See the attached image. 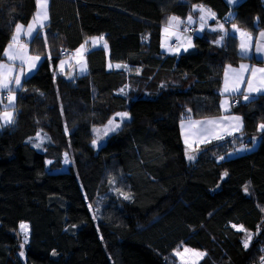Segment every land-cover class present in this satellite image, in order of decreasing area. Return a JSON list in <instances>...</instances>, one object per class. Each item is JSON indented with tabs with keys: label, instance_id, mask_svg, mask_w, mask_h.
<instances>
[{
	"label": "trees",
	"instance_id": "obj_1",
	"mask_svg": "<svg viewBox=\"0 0 264 264\" xmlns=\"http://www.w3.org/2000/svg\"><path fill=\"white\" fill-rule=\"evenodd\" d=\"M193 4L211 9L222 22L234 13L226 29L231 23L253 35L264 29L263 0H242L232 8L225 0H49L48 48L43 37L28 42L30 54L43 59L17 93L15 124L0 129V166L18 153L22 169L35 172L16 183L4 182L0 172V264H176L172 253L181 247L206 253L198 264H261L264 141L228 160L218 157L230 140L200 146L193 161L184 155L182 114L191 109L194 119L219 115L224 65L243 61L237 39L229 38L226 47L212 43L218 32L195 35L188 53L161 52L167 16L184 19ZM35 11V0H0V53L15 24L26 26ZM100 36L108 63L127 68L108 71L98 48L86 56V74L57 73L61 52L70 54ZM125 85L127 96L120 93ZM121 111L130 118L94 150L90 128ZM232 113L243 118V139L261 135L256 125L264 122V97ZM38 131L50 138L42 150L27 142ZM64 152L72 164L59 172ZM45 160L51 161L47 168ZM109 174H119L131 200L110 191ZM89 203L99 208L95 221ZM108 211L121 223L109 220ZM21 224L28 227L23 257ZM246 233L254 236L248 249L241 243Z\"/></svg>",
	"mask_w": 264,
	"mask_h": 264
},
{
	"label": "snow or ice",
	"instance_id": "obj_2",
	"mask_svg": "<svg viewBox=\"0 0 264 264\" xmlns=\"http://www.w3.org/2000/svg\"><path fill=\"white\" fill-rule=\"evenodd\" d=\"M230 6L238 5L239 0H227ZM36 12L34 13L33 19L27 25L25 30L24 25L17 22L12 35L9 39L8 44L3 48L0 53V128L12 126L16 122L17 112L15 110V101L17 99V93L23 91L24 83L27 82L30 73L37 69L38 62L41 61L40 54H30L28 48V42H22L21 36L31 37L33 39L44 38V47L48 48L47 37L44 34L45 21L48 20V0H35ZM199 13L195 16V13ZM235 18L234 13L231 11L225 17L224 22H220L216 18V14L206 6L200 4H193L189 15L182 19L181 17L171 14L167 16L166 22L161 27V42L160 47L162 50L169 54L177 55L181 51L188 52L193 45V37L187 35L190 31L202 32L205 28H208L211 32H218L219 35L212 43L217 47H226V41L229 38L238 40L237 44V55L241 60H251L252 55V34L241 29L236 23H231V33L226 30L225 24L231 22ZM210 20H216L215 27L209 25ZM198 24V28H194L193 25ZM93 46L97 45L100 41L104 40L103 36L91 37ZM174 40L175 44L169 43ZM86 43H81L78 48L74 51V58L79 67L80 74L86 73V53L88 51ZM104 50L107 53L108 45L105 42L103 44ZM255 54L256 59H264V30L259 32V35L255 37ZM72 58H69V62ZM49 60L51 57L49 55ZM66 61L61 59L57 68L60 71L64 70ZM113 67L109 64V68ZM116 69L122 67L127 68L126 65L117 63L114 66ZM55 78V75H54ZM125 85L124 88L120 89L122 95L127 96L125 89L128 88ZM6 93V97L5 94ZM220 99V111L222 113H229L230 109L236 106H246L250 103H255L260 97H264V66H258L256 63H240L238 67H232L230 64L224 65L223 81L219 88ZM59 99V96L57 97ZM243 100L244 104H240V100ZM7 103H3L4 100ZM187 115L182 114L180 120V131L181 136L185 145V158L188 161H193L196 156L195 153L199 149L200 145H206L212 141H224L225 137H234L236 133H242L244 128L243 118L240 115L224 114L220 117H205L202 119H194L191 109H186ZM61 116L63 111L61 110ZM116 117H119V122H116L114 118H109L107 123L103 125L102 131L97 127H93V138L91 145L95 149L98 146V140L102 137L109 136L110 133H116L121 129L122 122L128 120L129 112L121 111L115 113ZM256 132L260 133V136H253L251 143L253 148L260 142L264 141V122H260L256 125ZM64 133L67 136L69 129L65 125ZM50 139L46 135L41 136L38 131L35 139L29 138L27 142L32 143L34 148H41L45 140ZM226 142V141H225ZM246 144L241 141L238 148L233 147V150L228 153V156L236 155L240 152L249 151ZM226 157L220 156L218 159L223 160ZM51 161L45 160V166L49 165ZM63 163L68 165L72 163L68 153H64ZM228 173L225 171L221 175V179L227 176ZM109 185L112 187L110 191L116 193L118 198L129 201L132 196L123 191L120 188L115 187L116 181L113 178H109ZM247 192V188H245ZM87 199V197L85 198ZM89 212L92 213V219L95 221L99 208H93L92 204L88 205ZM264 211V208H261ZM237 231L245 232L242 226L233 225ZM20 228L24 234V240L20 244L21 252L20 256H24L22 251L24 245L28 242L27 236V225L21 224ZM252 241V234L246 233L244 239H242V247L248 249ZM53 255L55 251L53 250ZM173 255L180 260V264H197L198 260L206 255V253L184 247L183 251L173 250ZM261 264H264V256L261 257Z\"/></svg>",
	"mask_w": 264,
	"mask_h": 264
},
{
	"label": "rangeland",
	"instance_id": "obj_3",
	"mask_svg": "<svg viewBox=\"0 0 264 264\" xmlns=\"http://www.w3.org/2000/svg\"><path fill=\"white\" fill-rule=\"evenodd\" d=\"M48 2H49V0H48ZM263 2H264V0H263ZM198 15H199V13H198ZM210 22V21H209ZM47 23H48V20L47 21H45V25H47ZM229 27V26H228ZM196 28H198V24H196ZM229 29V28H228ZM227 29V30H228ZM262 30H264V29H262ZM261 31V30H260ZM260 31H258L255 35H253L252 34V36H253V38H255V37H257L258 35H259V32ZM44 34H45V32H44ZM199 35V34H201V32H199V31H195L194 32V34L193 35ZM192 35V36H193ZM238 41V40H237ZM101 43H102V41H101ZM97 44L98 46H103L102 44ZM254 45V47H255V41L253 40V44H252V46ZM189 50H191V49H189ZM189 50H188V52H189ZM252 50H253V47H252ZM251 50V51H252ZM187 52V53H188ZM254 53H252V55H253ZM69 58H72L71 60H70V62H69ZM43 59V57H41V60ZM62 59L63 60H65L66 61V63H65V66H64V70L63 71H60L57 67H56V71H57V73H65L66 71H68L69 70V68L71 67V66H73V65H76V67H78V65H77V63H76V60H75V58H74V52H72V53H70V54H65V56L64 57H62ZM256 61H258V59H251V60H243V61H241L240 63H255ZM260 61V60H259ZM41 62V61H40ZM39 62V63H40ZM60 62V61H59ZM59 62H58V64H59ZM39 63H38V65H39ZM240 63H238V65L237 66H235V67H238L239 66V64ZM57 64V65H58ZM258 65V64H257ZM258 66H262V65H258ZM38 67V66H37ZM232 67H234V66H232ZM234 67V68H235ZM35 71H36V69H34L31 73H30V75L29 76H31L32 74H34L35 73ZM54 71V70H53ZM78 71H79V67H78ZM223 72H224V69H223ZM222 81H223V74H222ZM220 99H221V97L219 98V105H220ZM241 100H242V98H241ZM241 102H243V100L241 101ZM3 103H7V100L5 99L4 101H3ZM15 105H16V101H15ZM224 114H233L232 113V108L230 109V112L229 113H222L221 111H220V107H219V115H217V116H214V117H216V118H218V117H220L221 115H224ZM234 115H237V114H234ZM109 118H114V120L116 121V122H119V117H116L115 116V114L114 115H112V116H110ZM108 121V120H107ZM107 121L105 122V123H103V124H101V125H98V126H95V127H97V128H99V129H101V131H102V128H103V125L104 124H106L107 123ZM127 121V120H126ZM125 122V121H124ZM124 122H122V124L124 123ZM121 124V125H122ZM93 127L94 126H92L91 128H90V132H89V135H90V145H91V140H92V138H93ZM179 128H180V123H179ZM1 129V128H0ZM41 133V136H44V135H46L45 133H42V132H40ZM180 133H181V131H180ZM112 133H110L109 134V136L111 135ZM47 136V135H46ZM109 136H107V137H102L100 140H98V146H97V148H99L101 145H103L104 143H105V141L107 140V138L109 137ZM242 135H241V133H236V134H234V137H228V136H226L225 137V140L224 141H227V140H230L231 141V145L229 144V145H225L224 146V148L222 149H220V151L222 152L223 150H227L225 153H224V155H222V156H224V157H226L225 159H223V160H228V159H232V158H235V157H238V156H241V155H244V154H247V153H250V152H252V151H254V150H256V148H257V145L253 148V145H252V143H251V139H250V141H246V139H243L242 137H241ZM35 139V138H34ZM181 139H182V142H183V144H184V141H183V138H182V136H181ZM47 140H45V142H46ZM224 141H212L213 143H210V144H214V143H221V142H224ZM241 141H243L245 144H246V146H247V148L248 149H250L249 151H245V152H240V153H237L236 155H233V156H228V153L229 152H231L232 150H233V147H236V148H238L239 147V145H240V143H241ZM44 142V143H45ZM44 143L42 144V146H41V148H39V149H37V148H34V149H36V150H42L43 149V146H44ZM32 144V143H31ZM185 146V145H184ZM200 146H202V145H200ZM91 147H92V145H91ZM93 148V147H92ZM97 148H93L94 150H96ZM65 153V152H64ZM68 156H69V154H68ZM69 158H70V156H69ZM63 160H64V154H63ZM70 160H71V158H70ZM220 160V159H219ZM220 161H222V160H220ZM72 163H70V164H68V165H65L63 162H62V168L59 170V172H66V171H68V167L71 165ZM43 168H47V166H43ZM0 172L2 173V176H3V181L4 182H14V183H16V182H22V181H25V180H30V179H32L34 176H35V172L34 171H26V170H23L22 169V167H21V159H20V156H19V154L17 153L16 154V156H15V158L11 161V162H9L8 164H6V165H3V166H0ZM110 175V178H113V179H115L117 182H116V184H117V188H120V189H122L123 191H126L127 192V189H126V186L123 184V183H121V180L119 179V174L117 175H115V176H113V175H111V174H109ZM106 217L107 218H110L109 220H112V221H114V222H116V223H121L120 222V220H121V218H120V215H118V214H116V213H113V212H111V211H108V213L106 214ZM18 234H19V236H20V240H21V242H23V240H24V234H23V232H22V230H21V228L19 227V230H18ZM27 236H28V227H27ZM253 239H254V236H252V241H253ZM178 251H183V248L181 247V248H178L177 249ZM204 257V256H203ZM202 257V258H203ZM202 258H200L199 260H198V262H197V264L199 263V261H201V259ZM172 259H174L175 260V262H176V264H180V260L176 257V256H174L173 255V253H172Z\"/></svg>",
	"mask_w": 264,
	"mask_h": 264
},
{
	"label": "crops",
	"instance_id": "obj_4",
	"mask_svg": "<svg viewBox=\"0 0 264 264\" xmlns=\"http://www.w3.org/2000/svg\"><path fill=\"white\" fill-rule=\"evenodd\" d=\"M242 0H239V2H241ZM225 2L227 3V0H225ZM228 4V3H227ZM229 5V4H228ZM230 6V5H229ZM235 6V5H234ZM234 6H230L231 8L232 7H234ZM36 12V11H35ZM195 16H198V12L197 13H195L194 14ZM32 19H33V17H32ZM31 19V20H32ZM30 20V21H31ZM29 21V22H30ZM220 22H222V21H220ZM29 24V23H28ZM27 24V25H28ZM27 25L26 26H24L25 27V30L27 29ZM209 25L210 26H212V27H215V25H216V20H210V22H209ZM162 27V26H161ZM193 27L194 28H196V25H193ZM227 30V29H226ZM211 32L208 28H205V30L204 31H202L201 32V34L203 33V32ZM228 31L231 33V25L229 26V29H228ZM194 32L195 31H193V32H188L187 33V35H193L194 34ZM201 34H195L196 36H200ZM160 35H161V29H160ZM195 35H193L192 37H194ZM32 38L31 37H25V36H21V41L22 42H25V41H27V42H29L30 40H31ZM254 41H255V38L253 39ZM160 42H161V37H160ZM101 43V41L99 42V44ZM105 43V41L103 40L102 41V45ZM169 43H171V44H175V41L174 40H171V41H169ZM252 44H253V42H252ZM86 47H87V49H88V51H87V53H86V56H87V54H88V52L90 51V50H93V49H98V48H101V49H103V51H104V55H105V60H106V69L109 71V70H111L112 68H115L114 66L115 65H113V67L110 69L109 68V64L110 63H108V51H107V53L105 52V50H104V47L102 46H98V45H95V46H93V44H92V42H91V39H89L88 41H87V43H86ZM253 47V50H252V53H254L253 54V59H255V57H256V54H255V47H254V45L252 46ZM193 48V47H192ZM192 48H190L191 50H192ZM160 50H161V52L162 53H164V54H166V55H171V56H178L179 54H181V53H186V52H183V51H181L179 54H177V55H173V54H169V53H167V52H165L164 50H162L161 49V47H160ZM191 50H189V51H191ZM86 58V57H85ZM260 61H262V62H264V59H261ZM40 62V61H39ZM38 62V63H39ZM87 63V62H86ZM237 66V65H236ZM262 66H264V64L262 65ZM235 67V66H234ZM87 71H88V68H87V70H86V73H87ZM68 72H69V74H76V75H83V74H80V72L78 71V67H76V65H73V66H71L70 68H69V70H68ZM86 73H84V74H86ZM221 84H222V82H221ZM240 101H242V100H240ZM180 129V128H179ZM180 135H181V133H180ZM211 143H213V142H211ZM210 144V143H209Z\"/></svg>",
	"mask_w": 264,
	"mask_h": 264
},
{
	"label": "built area",
	"instance_id": "obj_5",
	"mask_svg": "<svg viewBox=\"0 0 264 264\" xmlns=\"http://www.w3.org/2000/svg\"><path fill=\"white\" fill-rule=\"evenodd\" d=\"M191 32V31H190ZM61 56H64L65 54H64V52H61V54H60Z\"/></svg>",
	"mask_w": 264,
	"mask_h": 264
}]
</instances>
